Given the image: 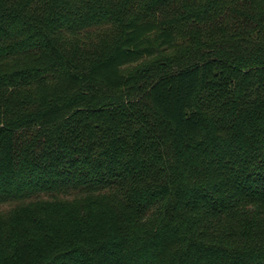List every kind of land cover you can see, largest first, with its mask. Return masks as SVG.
<instances>
[{
  "label": "trees",
  "instance_id": "1",
  "mask_svg": "<svg viewBox=\"0 0 264 264\" xmlns=\"http://www.w3.org/2000/svg\"><path fill=\"white\" fill-rule=\"evenodd\" d=\"M0 264H264V0H0Z\"/></svg>",
  "mask_w": 264,
  "mask_h": 264
},
{
  "label": "rangeland",
  "instance_id": "2",
  "mask_svg": "<svg viewBox=\"0 0 264 264\" xmlns=\"http://www.w3.org/2000/svg\"><path fill=\"white\" fill-rule=\"evenodd\" d=\"M8 205H5V207H2L3 209H6V207H7Z\"/></svg>",
  "mask_w": 264,
  "mask_h": 264
}]
</instances>
